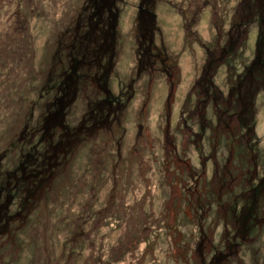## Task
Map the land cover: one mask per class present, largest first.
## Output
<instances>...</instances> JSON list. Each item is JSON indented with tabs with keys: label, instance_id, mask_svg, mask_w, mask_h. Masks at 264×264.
<instances>
[{
	"label": "flooded vegetation",
	"instance_id": "flooded-vegetation-1",
	"mask_svg": "<svg viewBox=\"0 0 264 264\" xmlns=\"http://www.w3.org/2000/svg\"><path fill=\"white\" fill-rule=\"evenodd\" d=\"M86 3H89V9L82 14L85 6L78 13L73 27L70 26L63 33L67 39L56 50L59 53L58 61H52V68L44 79L37 77L51 86L50 90H46L48 93L54 90L56 93L52 99L47 98L45 115L35 119L33 125H24L23 131L28 134L19 140L22 150L17 158L19 164L14 170L5 173L4 178L7 180L0 185V226L10 225L15 214L17 218H25L24 214H29L44 200L52 187L50 180L53 183L54 179L68 171L76 148L85 139L91 136L95 140V131L97 133L101 130V133L104 130L105 139L112 140L127 125L129 130L135 129L132 128L133 118L138 117L139 112H151L150 107L155 97H160L158 116L163 121L160 123L163 134L160 175L170 188L171 199H186L185 202L194 214L191 224L198 226L196 250L200 254V262L195 264H230L234 251L250 248L260 240V227L264 225V209L260 205L264 196L260 198L259 194H255V189L260 187L259 169L262 164L258 157L260 151L257 145L261 141L256 132L255 118L258 93L251 95L247 91L249 87L254 89L256 84L242 83L247 79V74L253 77L257 74L260 77V70L255 71L253 66L257 62L258 42L262 38L259 23L264 26V0L240 1L235 8L240 16L242 12H246V16L242 17L243 21L232 24L228 32L229 38L222 47L198 38V15L203 16V10L209 8L210 4H205L199 13H196L197 9H192L193 5L188 10L170 5L179 15V23L175 24V29L180 27L179 32L183 34L184 44L180 47L175 41L169 42L166 38L164 25L167 23L157 22V0L138 1V4H134L137 22L132 24V27L135 25V30L132 29L134 39L131 45L135 53L136 70L135 77H130L129 80L123 79L117 70L119 60L116 37L121 26H125L121 22L122 7L129 3L127 0H87ZM257 3L263 5L262 9H258L260 6ZM220 8L222 6L217 0L212 6L215 16L220 15ZM162 13V17H167L165 22L172 17L166 10ZM256 22L259 33L253 49L255 55L249 57L252 58L251 61H239L238 57L242 59L245 51L243 39ZM220 38L219 35L218 40L221 42ZM194 41L205 51V58L196 68L190 67L194 76L192 75L183 91L180 90L183 57L176 62L175 55L182 53L183 48L188 49ZM114 68L118 74L115 70L113 72ZM222 74L226 83V95L216 82L217 77ZM116 77L119 85L115 91L110 88V81L115 82ZM153 78L157 80L151 81ZM160 82L159 93L156 89ZM83 86H86L83 88V100H87V96L93 97L95 109L88 108L78 127L68 125V109L75 102H82L79 94ZM145 86L148 91L151 89L149 94L147 91L145 93ZM238 89L240 91L237 93ZM164 93L165 101L162 102ZM137 97L138 102L135 104ZM146 98H149L150 103L140 111L142 99ZM173 104L181 105L175 133L179 129L185 130L183 134L176 136H171L170 132V111ZM86 106L90 107L89 100ZM131 112L133 116L129 118ZM141 123H135L136 141L139 143L142 142L144 128ZM212 133L218 141L224 140L225 144H229V150H221L218 141L213 145L207 139V135ZM184 135L193 139L187 144L180 142L178 137ZM191 147L196 151L192 152ZM26 148L29 150L25 151ZM93 148H98V153L95 150V155L99 157L95 158L96 167H107L103 163L106 161H100V157L106 153L103 151L104 142L100 146L93 144ZM118 153L122 159L121 147ZM5 159L0 156L2 163ZM80 163L84 164L85 158ZM101 170L95 171L94 176L102 177ZM126 176L124 172L122 175L113 172L112 184L108 183L104 188L108 195L100 197L98 192V198L84 209L79 217L80 223L76 226L79 238L84 239L85 234L90 236V231L87 230L89 224L92 227L100 225L108 213L119 207L117 203L123 202L126 193L121 192L122 181ZM218 180L222 185L221 193L215 197L212 185ZM225 185H228V190H223ZM180 187L182 193L177 192ZM15 203L17 204L14 205ZM13 206L16 208L15 214ZM163 218L164 214H160V226L164 223Z\"/></svg>",
	"mask_w": 264,
	"mask_h": 264
},
{
	"label": "rangeland",
	"instance_id": "rangeland-1",
	"mask_svg": "<svg viewBox=\"0 0 264 264\" xmlns=\"http://www.w3.org/2000/svg\"><path fill=\"white\" fill-rule=\"evenodd\" d=\"M86 1L0 0V156L6 158L3 163L0 160V185L7 180L4 178L5 173L14 170L19 164L17 158L22 151L19 140L28 134L23 131L24 125H30V123L33 125L35 119L42 114L45 115V102L47 98L52 99L56 93L55 90L52 93L46 91L50 90L51 86L45 84L43 79L52 68L50 67L53 65L52 61H58L59 53L56 50L58 46L64 45L67 39L63 33L70 26L73 27L74 21L78 19V13L85 6L82 14L89 9V3ZM138 1L141 0H127L129 4L122 7L121 22L125 26H121L116 35L119 60L117 70L124 77L123 79L127 80L135 77L136 70L135 53L131 45L134 39L132 29L135 30V25L132 27V24L137 22V9L134 8V4ZM216 1L157 0L160 7L157 9L159 19L157 16L155 19L158 23H167L164 25V33L168 41L173 40L182 47L183 34L179 32L180 27L175 29L177 28L175 24L179 23L177 18L179 15L170 5L184 10H188L193 5L192 9H197L196 13H199L205 4H210L209 8L201 11L203 16L198 15L200 25L198 38L222 47L229 38L228 32L232 24L243 21L246 12H242L240 16L235 8L241 0H218L222 8L218 11L220 15L215 16L212 6ZM148 3L152 4L151 1ZM164 10L172 15L166 22L164 20L167 17L165 15L162 17ZM257 31L256 22L251 25L250 31L243 39L245 51L242 53V59L238 57L239 61H251L252 58L249 57H254L253 49L259 31L264 41V27L260 26ZM219 35L221 42L218 40ZM187 48H183L182 53L175 55L176 62L183 57L182 85L180 86V90L183 91L184 86L189 80L191 81L192 75L194 76L191 68H196L205 58V51L196 41ZM37 77L43 79H37ZM117 79L116 77L115 82L110 81V88L115 91L119 85L116 83ZM157 79L153 78L151 81L155 82ZM216 82L223 88L226 95L223 74L217 77ZM160 84L161 82L157 83L158 89H156L159 93ZM85 87H81L79 94L82 102H75L68 109L70 110L66 121L68 125L78 127L81 117L86 114L88 108L95 109L93 97L87 96V100H83ZM144 91L149 94L151 89L148 91L146 87ZM88 100L90 107L86 106ZM163 101H165V93ZM137 102L138 97L135 104ZM160 102L161 98L155 97L150 107L151 112L142 114L139 112V116L133 118L132 128L135 129L129 130L127 125L119 130L112 140L105 139L104 130L101 133V130L97 133L95 131V140L90 136L76 148L68 171L54 179L53 183L50 180L52 187L51 189L48 187L50 190L44 200L29 214H24L25 218L13 216L10 225L0 226V264H195L200 262V254L196 250L198 226L191 224L194 214L185 202L186 199L181 197L176 200L171 199L170 188L160 175V161H163V134L160 128V123L163 121L158 116ZM149 103V98L142 99L139 110L143 111V106L147 108ZM174 104L170 111L171 136L185 132L179 129L175 133L181 105L174 106ZM132 116L133 112L130 113L129 118ZM255 118L257 119L256 132L261 141L257 147L260 151L258 157L260 164L262 163L260 165L262 176L264 172V88L258 92ZM137 121L142 122L144 126L140 143L136 141L135 123ZM192 139L187 135L178 137V140L185 144ZM207 139L212 141L213 145L218 141L214 133L208 134ZM103 142L105 144L103 151L106 153L102 154L100 161H106L103 163L108 166L102 169L96 167L95 158L99 159V157L95 155L96 149L93 148V144L100 146ZM218 143L221 150H229V144H225L224 140ZM120 147L122 159L119 158L118 153ZM203 148H205L204 144ZM191 149L192 152L196 151L193 147ZM27 150L29 149L26 148L25 151ZM82 157L85 158L84 164L80 163ZM193 161L196 162V159ZM100 170L103 176L100 175V178L98 175L94 176L95 171ZM113 172L120 175L124 172L127 175L122 181L121 192L126 193L123 202L117 203L119 207L108 213L105 221L100 225L92 227V224H89L87 230L90 231V236L84 233V239L78 238L76 226L80 223V215L91 201L94 202L98 198V192L100 197L108 195L104 188L108 183L112 184ZM185 179L187 180V176ZM220 186L222 185L219 180L212 185L215 197L221 193ZM224 189L228 190V185L223 186ZM181 190L182 187L177 192L182 193ZM31 208L33 209V205ZM160 214H164V223L161 226ZM260 230V240L250 248L234 251L230 264H264V225L260 227ZM252 237L253 233L250 234V238ZM192 238L194 239L189 247Z\"/></svg>",
	"mask_w": 264,
	"mask_h": 264
},
{
	"label": "trees",
	"instance_id": "trees-1",
	"mask_svg": "<svg viewBox=\"0 0 264 264\" xmlns=\"http://www.w3.org/2000/svg\"><path fill=\"white\" fill-rule=\"evenodd\" d=\"M259 6L260 7L258 9H262L263 5H259ZM245 10H247V9H245ZM258 11L259 10H257V12ZM263 11H264V9H263ZM259 26L264 27L262 23H259ZM255 61H257V62L254 64L253 69L255 71L260 70V77L257 74H256L255 77H253V75H250L249 76L247 74L246 75L247 76V79L242 82V83L249 82L250 84H256V86L254 87V89H252L250 87L247 89V91H249L251 93V95H253V93H254V95H256L259 91H261L262 88H264V41H262V38L258 42V54H257V58L255 59ZM239 91L240 90L238 89L237 93ZM228 97H229V95L227 96V98ZM260 171H261V168L259 169V172ZM259 177H260V187H258V188L255 189V194L256 195L259 194L258 196H260V198H262L264 196V172L262 173V176L259 174ZM262 199H263V201L261 200L260 205H263L264 206V198H262ZM263 206L261 207L262 210L264 209ZM13 208H14L13 214H15L16 208L14 206H13ZM13 216H16V214L13 215ZM22 217H23V215H22ZM76 234H78L77 228H76Z\"/></svg>",
	"mask_w": 264,
	"mask_h": 264
},
{
	"label": "bare ground",
	"instance_id": "bare-ground-1",
	"mask_svg": "<svg viewBox=\"0 0 264 264\" xmlns=\"http://www.w3.org/2000/svg\"><path fill=\"white\" fill-rule=\"evenodd\" d=\"M81 159H82V160H84V158H83V157H82Z\"/></svg>",
	"mask_w": 264,
	"mask_h": 264
}]
</instances>
